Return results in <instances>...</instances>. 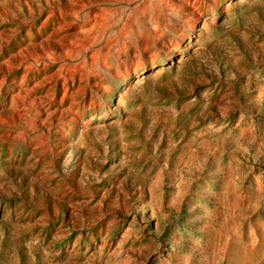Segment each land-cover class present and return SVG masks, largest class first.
<instances>
[{
    "label": "rangeland",
    "instance_id": "374dc122",
    "mask_svg": "<svg viewBox=\"0 0 264 264\" xmlns=\"http://www.w3.org/2000/svg\"><path fill=\"white\" fill-rule=\"evenodd\" d=\"M0 264H264V0H0Z\"/></svg>",
    "mask_w": 264,
    "mask_h": 264
}]
</instances>
